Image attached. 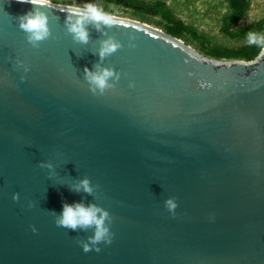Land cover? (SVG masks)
<instances>
[{"label": "water", "instance_id": "water-1", "mask_svg": "<svg viewBox=\"0 0 264 264\" xmlns=\"http://www.w3.org/2000/svg\"><path fill=\"white\" fill-rule=\"evenodd\" d=\"M33 7L0 0V264H264V57L212 59L118 17L80 43L55 4L33 46ZM86 68L120 78L93 92ZM75 203L108 211L111 244L85 252L94 229L57 226Z\"/></svg>", "mask_w": 264, "mask_h": 264}, {"label": "clouds", "instance_id": "clouds-1", "mask_svg": "<svg viewBox=\"0 0 264 264\" xmlns=\"http://www.w3.org/2000/svg\"><path fill=\"white\" fill-rule=\"evenodd\" d=\"M19 3H30L34 7L27 13L20 15L19 26L27 34L29 43L36 46L40 41L47 39L50 35L49 17L42 11L45 7H51L55 0H17ZM61 11H66V26L67 30L75 41L80 43H87L89 40V32L86 25L94 24L97 29L101 25L113 26L117 24L116 16L105 11L102 7L97 6L95 3L87 2L79 4L76 2L68 3L62 6ZM247 42L249 45H255L260 49L256 60L264 57V34H258L254 31L247 33ZM121 44L113 38L103 41L100 49V57L104 58L112 54ZM86 77L92 86V91L103 93L107 88L112 87L109 83L110 79L115 77L119 80V75L113 69L105 68L102 71L92 72L90 69H85ZM76 191H85L92 193L93 188L88 179H84L80 184L75 186ZM177 203L173 199L166 201V207L170 212H175ZM109 219V213L103 208L96 205L85 206L81 203L72 205L65 204L62 212L56 220L59 227L68 228L70 230H87L94 229V235L89 237L88 242L82 243L85 252L93 250L99 252L101 249L98 247L100 243L111 244L112 236L110 228L106 225Z\"/></svg>", "mask_w": 264, "mask_h": 264}, {"label": "trees", "instance_id": "trees-1", "mask_svg": "<svg viewBox=\"0 0 264 264\" xmlns=\"http://www.w3.org/2000/svg\"><path fill=\"white\" fill-rule=\"evenodd\" d=\"M106 3L114 4L116 7H127L135 10L139 14H145L151 17L159 18L158 25L165 33L188 42L189 38L200 45L201 52L209 58L217 60H254L260 49L255 45H249L247 42V33L254 31L258 34H264V18L254 22L247 28H237L236 26L247 17L251 7L252 0H224L227 2L230 12L224 16L221 26V32L233 39L243 40L245 44L240 47H225L211 45L206 36L198 34L191 26L176 18L172 10L163 1L148 2L143 0H102ZM107 12L113 13V10L107 9ZM143 16V15H142ZM144 17V16H143Z\"/></svg>", "mask_w": 264, "mask_h": 264}, {"label": "rangeland", "instance_id": "rangeland-1", "mask_svg": "<svg viewBox=\"0 0 264 264\" xmlns=\"http://www.w3.org/2000/svg\"><path fill=\"white\" fill-rule=\"evenodd\" d=\"M148 2L163 1L172 10L176 18L183 21L186 25L193 27L198 34L206 36L211 45L225 47H240L245 42L243 40H233L221 32L224 16L230 12V8L224 0H143ZM76 2L84 4L87 2L95 3L107 9L113 10V14L118 18L134 20L165 32L159 25V18L145 14H139L135 10L127 7H116L102 0H55V5L66 6L68 3ZM144 17H143V16ZM264 18V0H252L248 15L236 27L247 28L254 22ZM183 41V40H182ZM185 42V41H184ZM185 44L201 53L200 45L189 38ZM205 56V55H204Z\"/></svg>", "mask_w": 264, "mask_h": 264}]
</instances>
